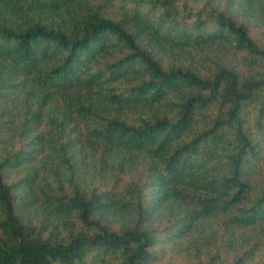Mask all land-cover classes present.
Returning <instances> with one entry per match:
<instances>
[{
	"label": "trees",
	"instance_id": "obj_1",
	"mask_svg": "<svg viewBox=\"0 0 264 264\" xmlns=\"http://www.w3.org/2000/svg\"><path fill=\"white\" fill-rule=\"evenodd\" d=\"M0 264H264V0H0Z\"/></svg>",
	"mask_w": 264,
	"mask_h": 264
}]
</instances>
